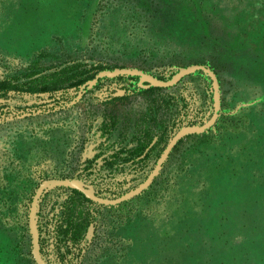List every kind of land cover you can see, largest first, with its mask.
I'll list each match as a JSON object with an SVG mask.
<instances>
[{"label": "rangeland", "instance_id": "1", "mask_svg": "<svg viewBox=\"0 0 264 264\" xmlns=\"http://www.w3.org/2000/svg\"><path fill=\"white\" fill-rule=\"evenodd\" d=\"M37 61L38 73L103 68L0 101V264H38L32 210L43 264H264V0H0V78ZM196 65L215 73L217 97L202 70L167 86L142 78ZM215 114L158 166L181 127ZM157 123L168 135L155 147ZM149 126L144 152L124 161ZM156 168L114 207L77 188V221L95 217L75 235L61 213L71 188L39 191L60 179L118 199Z\"/></svg>", "mask_w": 264, "mask_h": 264}, {"label": "trees", "instance_id": "2", "mask_svg": "<svg viewBox=\"0 0 264 264\" xmlns=\"http://www.w3.org/2000/svg\"><path fill=\"white\" fill-rule=\"evenodd\" d=\"M39 61L30 65L29 70L31 71L24 72L14 76H6L0 78V101L9 96L11 92H45V91H54L60 88L65 87L66 85H81L88 80H92L95 75L102 70L100 65H92L88 68L86 65L77 62L65 65L62 67H57L53 71H47L46 73H38L36 68L40 67ZM52 67V66H51ZM49 66V70L51 69ZM89 69L93 70L90 71ZM159 98L158 100H160ZM147 100L151 103L150 109H154L153 106L157 99H154L153 93L148 95ZM160 105L158 104V111ZM114 122V121H113ZM149 122V121H148ZM107 127V123L105 124ZM146 130V129H145ZM168 126L161 125L160 123L156 124L155 136V147H158L165 137L168 135ZM152 127L149 126L147 129V135L140 139L138 144L126 149H122L120 152L125 151L126 155L123 156L124 161H128L130 158H136L137 154H142L145 147L153 139ZM182 139H180V142ZM120 152H117V157H120Z\"/></svg>", "mask_w": 264, "mask_h": 264}, {"label": "water", "instance_id": "3", "mask_svg": "<svg viewBox=\"0 0 264 264\" xmlns=\"http://www.w3.org/2000/svg\"><path fill=\"white\" fill-rule=\"evenodd\" d=\"M196 70H202V71L206 72L208 75L211 76V78L213 80V86H214V89H215V92H216V97H217L218 96V93H217L218 82H217L216 75L211 69H209V68H207L205 66L196 65V66H191V67H188V68H184L168 82L159 81V80H156V79H151L150 77H148L146 75L145 76L142 75V78H145L144 80L149 81L153 85L167 86V85L173 84L175 81H177L184 74H187V73H190V72L196 71ZM107 74L108 75H113L114 72H107ZM89 84H91V83H89ZM215 120H216V114L209 121H207L205 124H203L201 126L193 125V126H183V127H181L175 133V135L173 136V138L169 142L165 152L163 153V155H162V157H161V159L159 161L158 166L165 159V157L168 155V153L171 150V148L180 139H182L183 137H185V136H187L189 134L199 133V132L205 131L206 129L210 128L214 124ZM156 173H157V168L154 170L153 174L150 177H148V179L146 181H144L140 186L134 188L133 190L129 191L128 193L124 194L123 196L119 197L118 199H113V200H108V199H103V198L96 197L92 190L86 191L85 189H83L82 184L79 181H64V180H59V179H50L47 182H45L44 184L40 185L39 191L43 190L47 185H69V186L76 187V188H79V189L83 190L90 198H92V199H94V200H96V201H98V202H100L102 204H116V203H119V202L126 201L128 199H131V198L137 196L138 194L142 193L144 191V189H146L150 185V183L152 182V180H153V178H154ZM32 211H33L32 212L33 213V217H31V223L35 227L34 210H32ZM35 230H36V227H35ZM36 245H37V249H38V253H39L37 234H36ZM34 246H35V238H34ZM36 260H37L38 264H43L41 262L40 255H39V258H36Z\"/></svg>", "mask_w": 264, "mask_h": 264}, {"label": "flooded vegetation", "instance_id": "4", "mask_svg": "<svg viewBox=\"0 0 264 264\" xmlns=\"http://www.w3.org/2000/svg\"><path fill=\"white\" fill-rule=\"evenodd\" d=\"M59 186L71 188L70 190H71L72 194H74L71 197H68L69 199L66 201L68 204L64 205L65 207L63 206V209L61 210V213H63L62 216H65V219H66V221H65L66 226H67V231L66 232H68L69 235H75L76 233H80L81 230H83L82 229L83 228L82 224L84 222L83 220L86 219L85 217H90L91 218V217H95V215L86 214V215H84L85 217L84 216L82 217L84 219L81 218L79 221H77V218L75 217L76 210L74 209L75 201H76L77 188L69 186V185H59ZM110 200H113V199H110ZM104 205H108V204H104ZM109 205H113L112 207H114V204H109ZM120 212H122V209H121ZM104 216L108 217L109 215H104ZM110 217L113 219L114 215H110ZM120 221L123 223V215H120ZM49 233H50L49 236L52 237V234H55V235L58 234V230L57 231L54 230V232L49 231Z\"/></svg>", "mask_w": 264, "mask_h": 264}, {"label": "bare ground", "instance_id": "5", "mask_svg": "<svg viewBox=\"0 0 264 264\" xmlns=\"http://www.w3.org/2000/svg\"><path fill=\"white\" fill-rule=\"evenodd\" d=\"M32 212H31V217H33V213ZM32 230H33V234H34V238H35L34 255H35L36 258H39V253H38V249H37V245H36V233H35L36 230H35V227H34L33 224H32Z\"/></svg>", "mask_w": 264, "mask_h": 264}]
</instances>
